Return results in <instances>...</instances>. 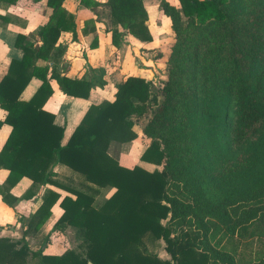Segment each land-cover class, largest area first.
Returning a JSON list of instances; mask_svg holds the SVG:
<instances>
[{
    "label": "trees",
    "instance_id": "16d2710c",
    "mask_svg": "<svg viewBox=\"0 0 264 264\" xmlns=\"http://www.w3.org/2000/svg\"><path fill=\"white\" fill-rule=\"evenodd\" d=\"M16 1L0 0V4ZM63 1L45 0L51 11L37 30L38 45L24 42V35L17 34L15 45L22 56L11 58L0 79V108L6 112L0 126L11 127L0 149V168L8 171L0 183V198L10 207L19 198L41 200L32 214L17 218L23 227L20 238L0 237V264H27L28 257H36V264H237L231 253L210 244L203 217L214 214L233 234L251 214V209H241L220 195L222 175L210 168L239 151L253 157L252 163L264 164V0H177L178 6L160 0L174 31L186 18L207 24L208 37L217 42L198 39L195 44L174 45L169 56L172 66L159 87L143 77L127 76L116 85L113 100L88 106L61 144L64 128L43 109L52 94L49 80L55 79L64 94L78 98H87L91 88L105 84L101 67H89L87 78H69L60 75L57 67L37 64L60 52L56 42L62 31L75 37V16ZM80 1L86 6L100 4ZM143 1L102 2L109 7L113 44L118 42V27L140 41L152 40ZM0 19L9 20L1 15ZM204 42L207 47H202ZM31 78L40 83L28 100H22L20 94ZM150 107V118L142 126L149 141L139 158L160 168L123 167L108 154V145L112 140L124 143L136 138L135 120ZM177 136L189 138L195 155L183 178L173 169L178 162L173 153ZM204 151L212 154L210 167ZM57 164L75 171L85 188L60 185L54 179ZM22 177L31 183L17 197L10 189ZM179 182L194 204L171 191ZM47 184L73 197L61 196ZM99 188L114 190L95 203L91 192ZM56 202L62 213L52 230L70 226L81 241L60 254H44L46 235L41 247L30 251L25 237L40 229ZM146 240H162L170 258L149 252ZM249 264H264V258Z\"/></svg>",
    "mask_w": 264,
    "mask_h": 264
},
{
    "label": "crops",
    "instance_id": "0c3cea01",
    "mask_svg": "<svg viewBox=\"0 0 264 264\" xmlns=\"http://www.w3.org/2000/svg\"><path fill=\"white\" fill-rule=\"evenodd\" d=\"M100 4L97 6H86L80 0H64V8L75 16V32L62 31L57 39L56 46L61 50L58 54L52 55L48 60H37V64H46L50 67H57L60 75L69 78H87L90 76L89 67H101L104 70L103 86H94L91 88L87 98H78L64 94L58 86L55 79L49 80L52 88V94L43 104V109L53 113L54 124L64 128V134L61 138V144H64L74 127L81 121L85 111L91 104H98L103 100H113L116 85L122 82L127 76H140L145 79L146 71L152 60L148 59L150 48H154L155 37L153 32L158 34L161 26L158 24L166 19L165 27L169 25V18L160 10V0H144V8L148 14L146 24L152 34L151 41H140L131 34L118 27L119 36L117 44H113L111 39V25L109 17V7L96 0ZM170 4L178 6L177 0H167ZM51 9L46 6L45 0H17L12 4H0V15L7 16L8 22L0 19V79L7 72L11 58H20L22 50L15 45L18 33L24 35V42H31L34 45L39 44L37 30L47 20ZM165 18V19H163ZM86 20L92 22L84 23ZM159 35V34H158ZM157 40V39H156ZM159 40V39H158ZM148 80V79H147ZM37 78H31L20 94V99L28 100L39 85ZM6 112L0 108V120L4 119ZM11 127L8 124L0 126V149L10 132ZM135 130V129H134ZM136 131V130H135ZM136 138L120 143L110 141L107 152L117 160L118 164L132 168L140 165L143 168L152 171L154 168H160L154 164L140 160V155L148 145V139L140 131L136 132ZM54 179L60 185L81 189V177L72 169L64 164L54 166ZM8 171L0 168V183L4 181ZM31 181L27 177H22L11 189L10 192L17 197L28 188ZM85 184V183H84ZM86 185L95 187L87 183ZM47 187L58 191L61 196L71 195L64 189L47 184ZM85 188V187H83ZM106 191L105 197L113 192V188H99ZM109 192V193H108ZM40 198L34 196L30 199H18L14 207L6 205L0 198V237L18 239L23 229L21 223L17 220L19 216L28 217L40 204ZM62 209L58 202L51 207V214L44 224L35 233L25 237L28 249L36 251L41 247L43 238L48 235V240L43 248L44 254H60L68 247H74L63 241L65 233L70 229L66 226L63 231L52 230L54 222L59 218ZM81 241V240H80ZM79 241V242H80ZM37 258L28 257L27 264Z\"/></svg>",
    "mask_w": 264,
    "mask_h": 264
},
{
    "label": "rangeland",
    "instance_id": "374dc122",
    "mask_svg": "<svg viewBox=\"0 0 264 264\" xmlns=\"http://www.w3.org/2000/svg\"><path fill=\"white\" fill-rule=\"evenodd\" d=\"M165 22L166 19L158 24L161 26L160 30H158L159 35L153 32L155 37L154 48H150L149 51L151 53L148 54V59L152 60L153 63H150L148 67L146 66L150 71L144 73L154 87H159L167 77L168 69L172 66L169 56L174 45L179 44L180 47H183L190 43L195 44L198 39L207 40L209 44L217 42L213 38L208 37L207 24L199 25L194 21L183 18L182 25L176 32L171 28L170 20L168 27L164 26ZM207 45L204 42L202 47H207ZM157 96L159 98V95ZM151 109L152 107L135 120L134 129L136 132L140 133L141 131L142 133V126L150 118ZM183 137H176L173 151L178 160L173 169L181 173V178L187 176L190 164L195 160V155L189 147V138L183 140ZM206 153L207 161H205V164L210 167L209 163L212 162V154ZM252 160L253 157H248L247 152L239 151L233 158L229 159L226 156L222 164H216L210 168L222 175L221 185L218 187L220 195L241 209L244 207L251 209V214L246 221H242L233 234H229L224 224L214 214H207L203 217L209 226L210 244L215 248H221L231 253L237 264H249L264 258V235L259 234V231H264V164L260 166L259 161L252 163ZM259 173H263L262 176ZM175 185L178 187L171 186V191L194 204L195 201H193L191 194L186 188L182 186L183 183L179 182ZM91 193L94 196L95 203L100 202L105 197L104 195L107 194L104 190ZM162 222L165 221L162 220ZM80 240L81 237L73 229L65 233L63 238L64 242L74 247L78 245ZM48 242L50 241L48 240ZM146 246L149 252L155 253L158 257L162 259L170 258L164 249L162 240L155 242L146 240ZM30 264H35V260L30 261Z\"/></svg>",
    "mask_w": 264,
    "mask_h": 264
}]
</instances>
